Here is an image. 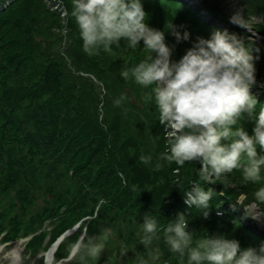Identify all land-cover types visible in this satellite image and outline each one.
<instances>
[{
	"label": "trees",
	"instance_id": "trees-1",
	"mask_svg": "<svg viewBox=\"0 0 264 264\" xmlns=\"http://www.w3.org/2000/svg\"><path fill=\"white\" fill-rule=\"evenodd\" d=\"M56 1L62 9L50 8L46 0H14L0 12V229H8L12 237L33 234L27 247L35 253L89 216L80 231L60 245L57 258L65 256L86 226L85 242L111 230L106 260L101 253L88 264H139L140 257L147 264H187L186 256L181 261L169 250L162 230L150 248L139 243L145 215L155 217L163 229L183 213L194 242L224 235L238 240L241 248L259 249L256 243L264 241V233L248 207L256 204L264 214V202L254 197L264 187V167L258 182L245 181L242 169H236L208 183L200 177L197 161L174 174L178 165L158 159L167 150V132L154 103L143 99L150 89L121 75L148 55L143 41L131 49L122 40L109 51L89 56L71 16L72 0ZM233 1L243 5L245 17L264 13V0L141 3L149 27L165 33L173 61L198 38L210 39L216 31L243 41L254 58L257 82L251 92L258 112L264 107V25L253 27L260 39L239 18L245 28L233 23L223 8ZM170 24L181 34L188 32L189 39L178 42ZM123 89L139 92L141 105L125 99L116 106ZM238 126L252 134L254 123L245 117ZM141 155L150 156V163H142ZM157 163L162 165L158 171ZM70 167L77 169L75 180L83 179L101 194L86 193L68 175ZM196 183L212 190L207 218L184 202L185 192ZM216 211L225 213L219 216ZM48 221L53 231H39ZM70 264H79L78 257Z\"/></svg>",
	"mask_w": 264,
	"mask_h": 264
},
{
	"label": "clouds",
	"instance_id": "clouds-1",
	"mask_svg": "<svg viewBox=\"0 0 264 264\" xmlns=\"http://www.w3.org/2000/svg\"><path fill=\"white\" fill-rule=\"evenodd\" d=\"M240 15L237 12L232 22L245 28L237 20ZM71 16L83 41V51L89 56L109 51L122 40L131 49L143 41L148 55L131 68L125 67L121 75L150 89L143 99L154 103L159 123L167 132V150L158 159L178 165L174 174L178 175L186 163L197 161L201 165L199 175L208 183L236 169H242L245 181L261 179L264 155L259 151H264V107L257 112L258 102L251 92L257 82L256 68L243 41L216 31L210 39L198 38L179 61H173V49L166 44L165 33L149 27L141 0H72ZM167 27L178 42L190 37L172 24ZM125 99L122 95L115 101L116 106ZM245 117L254 123L252 134L238 126ZM139 159L144 164L151 161L145 155ZM161 167L160 163L155 166L157 171ZM185 197L186 205H194L208 217L211 189L206 191L200 184H192ZM254 197L264 202V187ZM233 209L236 210L234 206ZM161 230L169 250L181 261L186 256L187 264H264V246L242 249L238 240L224 235H210L194 242L183 213L163 229L155 217L145 215L139 243L150 248ZM110 231L104 229L98 237L73 243L79 264H88L101 255ZM139 264L147 261L140 257Z\"/></svg>",
	"mask_w": 264,
	"mask_h": 264
},
{
	"label": "rangeland",
	"instance_id": "rangeland-1",
	"mask_svg": "<svg viewBox=\"0 0 264 264\" xmlns=\"http://www.w3.org/2000/svg\"><path fill=\"white\" fill-rule=\"evenodd\" d=\"M48 3L51 2V5L54 6V3H57L56 0H46ZM191 1V0H188ZM198 1V0H194ZM243 5L239 2H230L223 5L224 10L229 13L231 16H234L237 12L240 11V16L238 18L243 17L245 19V23H247L249 26H252L254 24H263L264 25V13L257 14V15H250L248 17H245L242 14V8ZM252 34L256 35V32L249 28ZM121 94L126 97L128 103H134L137 105H141V98L139 95V92L134 91H128L123 89ZM102 112H103V106H102ZM101 114V118H102ZM51 196V195H50ZM40 203H43V197L39 200ZM248 213L250 216H256L260 218L258 221V225L260 230L264 231V214L260 208V206H257L256 204H252L250 207H248ZM88 220V219H87ZM46 229L52 230L53 225L49 223V221L46 223ZM27 241V238L21 239L17 244L13 246L10 250H4L0 248V264H34L32 258L29 256L27 250L25 249V242ZM107 248L104 247L103 250V261L106 260V253ZM122 264H129V263H123Z\"/></svg>",
	"mask_w": 264,
	"mask_h": 264
},
{
	"label": "built area",
	"instance_id": "built-area-1",
	"mask_svg": "<svg viewBox=\"0 0 264 264\" xmlns=\"http://www.w3.org/2000/svg\"><path fill=\"white\" fill-rule=\"evenodd\" d=\"M1 8H2V4L0 3V10H1Z\"/></svg>",
	"mask_w": 264,
	"mask_h": 264
},
{
	"label": "bare ground",
	"instance_id": "bare-ground-1",
	"mask_svg": "<svg viewBox=\"0 0 264 264\" xmlns=\"http://www.w3.org/2000/svg\"><path fill=\"white\" fill-rule=\"evenodd\" d=\"M50 262V261H49Z\"/></svg>",
	"mask_w": 264,
	"mask_h": 264
}]
</instances>
